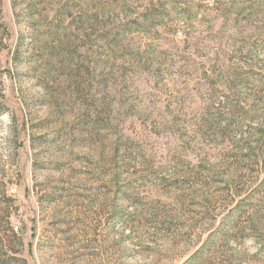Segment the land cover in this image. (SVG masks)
<instances>
[{"label":"rangeland","instance_id":"rangeland-1","mask_svg":"<svg viewBox=\"0 0 264 264\" xmlns=\"http://www.w3.org/2000/svg\"><path fill=\"white\" fill-rule=\"evenodd\" d=\"M0 264H264V0H0Z\"/></svg>","mask_w":264,"mask_h":264}]
</instances>
